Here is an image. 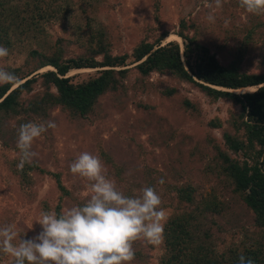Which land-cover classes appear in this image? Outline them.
<instances>
[{
  "label": "rangeland",
  "instance_id": "obj_1",
  "mask_svg": "<svg viewBox=\"0 0 264 264\" xmlns=\"http://www.w3.org/2000/svg\"><path fill=\"white\" fill-rule=\"evenodd\" d=\"M1 1L8 17L0 16V36L6 39L0 45L9 55L0 58V68L18 80L29 73L28 78L55 70L47 65L34 71L42 58L33 52L52 55L60 38L69 44L67 59L90 56L88 49L102 37L111 53L129 55L131 70L122 86L103 95L86 117L61 105H47L29 115L0 112V226L15 224L21 235L26 232L24 238H31L41 230L38 224L29 229L41 211L59 213L82 204L87 182L70 172V164L87 151L100 157L106 175L126 195L155 187L166 213L164 227L196 206L182 202L180 193L188 187L197 202L217 203L214 212H205L200 219L201 237L213 243L217 253L243 251L264 239V228L256 224L253 210L225 177L219 156L222 150L233 159H243L242 152L227 148L223 137L227 129L244 138L242 118L246 117L241 105L226 98L212 99L195 83L171 73L144 77L134 68L132 56L142 41L155 42L164 33V44L177 41L183 48L178 31L184 20L185 32L208 44L222 63L242 50L241 69L264 72V14L247 13L238 0H222L219 8L215 0ZM209 14L214 20L209 21ZM98 70L72 68L68 76L82 82L97 76ZM254 87L236 92L258 88ZM48 91L57 94L54 85L49 89L39 76L21 102L34 103L31 100ZM49 120L56 128L34 140L32 150L37 156L18 170L19 126ZM161 177L163 185L157 183ZM133 247L141 256L135 255L131 264H160L166 253L164 234L157 245L136 241ZM0 264H12V258L0 253Z\"/></svg>",
  "mask_w": 264,
  "mask_h": 264
},
{
  "label": "trees",
  "instance_id": "obj_2",
  "mask_svg": "<svg viewBox=\"0 0 264 264\" xmlns=\"http://www.w3.org/2000/svg\"><path fill=\"white\" fill-rule=\"evenodd\" d=\"M0 4V16L8 17L4 12L5 3L1 1ZM185 28L183 20L178 31V35L183 38V48L177 41L164 44L166 33L155 42L142 41L132 53L133 62L137 63L134 68L144 77L153 72L171 73L183 81L195 83L212 99L226 98L241 105L246 117L242 118L244 138L236 137L227 129L223 132V137L227 148L235 154L242 152L243 159H233L222 150H219V156L224 161L225 177L253 210L256 224L264 228V72L243 71L242 50L227 64L222 63L208 44L200 41L196 35L186 33ZM1 38L3 40L0 39V43H5L6 39ZM58 43L57 50L52 55L33 52L42 58L34 71L47 65H51L55 70L51 69L28 78L29 73L16 84L0 85V112L29 115L43 111L47 105H61L73 114L86 117L103 95L117 91L122 86L131 70L127 67L129 55L111 53L102 37H99L95 47L88 49L90 56L78 58L65 59L69 44L63 38L58 39ZM98 55H102L101 60ZM72 68L99 70L95 77L73 82L72 77L68 76ZM39 76L44 78L49 89L51 84L54 85L57 94L48 91L31 100L34 103L25 106L21 102V96L31 90L32 84ZM254 86H258L255 91L236 92L246 87L255 88ZM167 92L169 93V90ZM180 197L183 204L196 206L165 224L163 234L166 253L160 264H239L241 255L251 258L255 264H264V239L259 240L256 245L245 247L243 251L234 249L228 255L217 253L214 244L203 240L200 234L202 215L205 212H214L213 204L216 206L217 203L208 200L204 203L197 202L193 189L188 187L182 188ZM140 252L135 251V255L141 256Z\"/></svg>",
  "mask_w": 264,
  "mask_h": 264
},
{
  "label": "clouds",
  "instance_id": "obj_3",
  "mask_svg": "<svg viewBox=\"0 0 264 264\" xmlns=\"http://www.w3.org/2000/svg\"><path fill=\"white\" fill-rule=\"evenodd\" d=\"M239 6L250 14H264V0H238ZM217 8L222 0H215ZM209 21L214 17L209 14ZM9 51L0 45V58ZM18 77L0 68V85L16 84ZM54 121L28 122L19 126L16 147L19 149L18 170L31 165L37 153L32 150L35 139ZM70 172L86 181L87 195L82 204L62 210L41 211L34 223L41 230L24 238L15 224L0 226V253L11 257L12 264H131L135 258L134 243H161L166 213L162 197L153 186L141 188L135 195L120 191L114 180L106 175L98 155L81 152L70 164ZM158 184L165 180L159 178ZM239 264H255L241 255Z\"/></svg>",
  "mask_w": 264,
  "mask_h": 264
}]
</instances>
